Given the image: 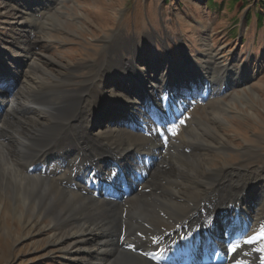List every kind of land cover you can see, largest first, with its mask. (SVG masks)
<instances>
[{"label": "bare ground", "instance_id": "bare-ground-1", "mask_svg": "<svg viewBox=\"0 0 264 264\" xmlns=\"http://www.w3.org/2000/svg\"><path fill=\"white\" fill-rule=\"evenodd\" d=\"M46 8L40 2L34 14ZM203 45L178 72L126 59L120 93H106L101 80L111 59L80 80L64 65L36 75L33 58V78L0 67V84L11 82L0 88V212L46 234L60 264H264V176L243 165L262 160L261 148L244 147L230 166L206 158L231 150L224 117L249 100L248 77ZM124 107L133 110L129 125L90 129ZM198 227L206 231L186 240Z\"/></svg>", "mask_w": 264, "mask_h": 264}, {"label": "rangeland", "instance_id": "rangeland-1", "mask_svg": "<svg viewBox=\"0 0 264 264\" xmlns=\"http://www.w3.org/2000/svg\"><path fill=\"white\" fill-rule=\"evenodd\" d=\"M40 2H46L47 8L44 16L37 17L33 10ZM255 9L254 2L239 9L226 3L211 7L207 0H0V67L8 76L19 72L33 78L45 70L58 74L56 69L64 65L80 80L92 70L91 65L99 68L111 59L117 64L101 80L106 93H120L126 59L138 55L142 56L141 68L146 67L143 59H151L178 72L188 64L187 53L193 61L202 57L205 43L222 60L239 63L248 77L242 89L249 97L247 102L235 101L232 113L224 117L225 142L232 151H210L207 161L215 166L234 165L243 161L244 147L253 145L261 148L263 159L243 165L260 166L264 176V21L256 22ZM33 14L35 19L30 21ZM32 58L40 64L30 75ZM10 87L11 82L0 84L1 89ZM235 89L242 94L241 88ZM22 101L29 103L30 99L23 97ZM132 114L125 107L115 110L95 119L90 129L97 133L106 127L129 125ZM117 190L121 193L123 187ZM130 210L128 205L125 217ZM47 239L46 234L29 232L12 214L0 212V264H60L61 254Z\"/></svg>", "mask_w": 264, "mask_h": 264}, {"label": "trees", "instance_id": "trees-1", "mask_svg": "<svg viewBox=\"0 0 264 264\" xmlns=\"http://www.w3.org/2000/svg\"><path fill=\"white\" fill-rule=\"evenodd\" d=\"M219 1V3H218ZM254 2V6L258 9H255V18L256 22L261 25L264 21V0H207V5L214 7L216 5L220 6L223 3H226L229 8H234L238 6L239 9L250 5Z\"/></svg>", "mask_w": 264, "mask_h": 264}, {"label": "snow or ice", "instance_id": "snow-or-ice-1", "mask_svg": "<svg viewBox=\"0 0 264 264\" xmlns=\"http://www.w3.org/2000/svg\"><path fill=\"white\" fill-rule=\"evenodd\" d=\"M163 132V129H160V133H162ZM160 133H158V134H160ZM250 242V241H249Z\"/></svg>", "mask_w": 264, "mask_h": 264}]
</instances>
